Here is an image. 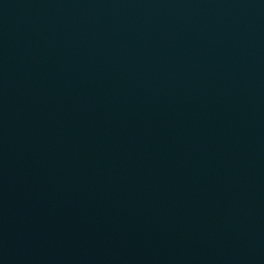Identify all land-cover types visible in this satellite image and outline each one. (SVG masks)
<instances>
[{
    "label": "water",
    "instance_id": "water-1",
    "mask_svg": "<svg viewBox=\"0 0 264 264\" xmlns=\"http://www.w3.org/2000/svg\"><path fill=\"white\" fill-rule=\"evenodd\" d=\"M0 264H264V0H0Z\"/></svg>",
    "mask_w": 264,
    "mask_h": 264
}]
</instances>
